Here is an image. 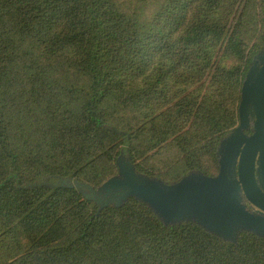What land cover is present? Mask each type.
<instances>
[{"label":"trees","instance_id":"16d2710c","mask_svg":"<svg viewBox=\"0 0 264 264\" xmlns=\"http://www.w3.org/2000/svg\"><path fill=\"white\" fill-rule=\"evenodd\" d=\"M263 50L264 0H0V264H264L252 233L82 193L121 153L167 184L214 177Z\"/></svg>","mask_w":264,"mask_h":264},{"label":"water","instance_id":"95a60500","mask_svg":"<svg viewBox=\"0 0 264 264\" xmlns=\"http://www.w3.org/2000/svg\"><path fill=\"white\" fill-rule=\"evenodd\" d=\"M216 157L214 177L191 172L167 184L138 173L121 153L116 159L117 175L96 189L88 187L83 196L98 206V213L135 199L165 226L190 222L233 244L242 232L264 239V50L253 57L244 76L238 125L220 141Z\"/></svg>","mask_w":264,"mask_h":264},{"label":"rangeland","instance_id":"374dc122","mask_svg":"<svg viewBox=\"0 0 264 264\" xmlns=\"http://www.w3.org/2000/svg\"><path fill=\"white\" fill-rule=\"evenodd\" d=\"M170 152L167 150H164L161 152V154L159 155H154L151 159V163L156 165V166H167L170 164ZM87 192L89 193L88 189H85L84 191H82V193Z\"/></svg>","mask_w":264,"mask_h":264},{"label":"flooded vegetation","instance_id":"af4514ba","mask_svg":"<svg viewBox=\"0 0 264 264\" xmlns=\"http://www.w3.org/2000/svg\"><path fill=\"white\" fill-rule=\"evenodd\" d=\"M247 134H250V132H246ZM246 203V207L249 209V210H251V211H256V209L253 207V206H251L248 202H245Z\"/></svg>","mask_w":264,"mask_h":264}]
</instances>
